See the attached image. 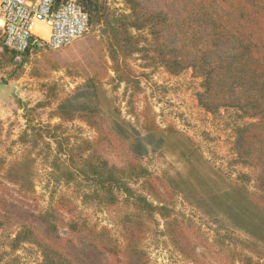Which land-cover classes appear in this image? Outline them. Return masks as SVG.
I'll return each instance as SVG.
<instances>
[{
    "label": "trees",
    "instance_id": "obj_1",
    "mask_svg": "<svg viewBox=\"0 0 264 264\" xmlns=\"http://www.w3.org/2000/svg\"><path fill=\"white\" fill-rule=\"evenodd\" d=\"M75 1L88 14L90 31L92 21L104 17L102 6L96 0ZM123 1L128 12H118L106 21L111 32L108 56L118 81L124 78L126 89L131 83L136 88L139 78L123 71L131 59L141 58L145 67H162L170 75L190 70L198 79V105L213 116L220 110L228 113L232 164L252 170L239 173L232 185L246 193L251 207L264 213V0ZM31 49L40 50L30 46L11 53L16 59ZM98 84L93 81L94 89ZM135 96L131 92L128 103ZM141 115L145 117V112ZM77 116L88 119L99 130L98 137L69 141L58 135L59 126H48L54 131L56 150L43 154L48 177L63 182L75 197L50 189L47 204L34 213L0 193V233L5 235L0 239V264H20L14 253L25 243L38 249L41 259L36 264H149L142 242L149 231L146 220H155L156 215L164 221L163 233L183 257L205 264L195 254L194 244L180 237L184 228L190 230V222L186 226L176 218L162 194L151 187L152 173L130 159L126 144L112 134L111 125L102 118L100 123L96 114ZM144 122L147 130L155 131L151 116ZM41 127L27 123L28 129L17 142L24 147L19 157L9 161L7 153H0V178L16 186L23 198L34 199L33 166L41 152L35 151L38 139L50 149V142L40 135ZM167 193L175 195L170 189ZM75 199L100 210L120 209L115 229L91 222ZM213 221L222 231L214 244L215 253L229 264L244 257V248L258 250L253 242L227 229L222 220ZM59 227L70 236H62ZM250 260L264 264V253Z\"/></svg>",
    "mask_w": 264,
    "mask_h": 264
},
{
    "label": "rangeland",
    "instance_id": "obj_2",
    "mask_svg": "<svg viewBox=\"0 0 264 264\" xmlns=\"http://www.w3.org/2000/svg\"><path fill=\"white\" fill-rule=\"evenodd\" d=\"M96 1L102 6L104 17L93 20L87 34L59 49H31L15 59L0 38V153H7L9 161L19 157L24 147L17 142L28 129V122L42 126L40 135L50 142V149L40 139L35 147L41 152L33 166L34 199L23 198L16 186L2 178L0 193L34 213L47 204L50 189L74 198L63 182L57 184L47 175L49 167L43 154L56 150L54 131L50 132L48 126H59L58 135L69 141L92 140L98 137L99 130L77 115L96 114L98 121L101 123L102 118L111 125L112 134L126 144L130 159L138 160L152 173L151 187L162 194L176 218L186 226L190 222V230L184 228V236L180 237L194 244L195 254L205 264H229L215 253L214 244L222 231L213 218L222 220L227 229L247 238L258 249H242L244 257L230 264H251L250 259L257 260L261 251L264 253V213L251 207L246 193L232 185L239 173L252 170L232 164L233 137L226 125L228 113L220 110L213 116L198 105V79L191 76L190 70L170 75L162 67H145L139 56L123 68L124 73L139 78L135 89L133 83L126 89V80L118 81L108 56L111 32L106 21L128 9L123 0ZM93 81L100 83L97 89ZM133 91L136 96L128 103ZM150 116L156 125L152 132L144 127ZM167 189L175 195L167 193ZM74 201L91 222L115 229L120 209L100 210L82 204L80 199ZM146 221L149 231L142 247L149 264H193L163 233L161 217L156 215L155 220ZM59 233L70 236L64 227H59ZM0 235V239L5 238L3 233ZM14 254L20 264H36L41 259L38 249L28 243Z\"/></svg>",
    "mask_w": 264,
    "mask_h": 264
},
{
    "label": "built area",
    "instance_id": "obj_3",
    "mask_svg": "<svg viewBox=\"0 0 264 264\" xmlns=\"http://www.w3.org/2000/svg\"><path fill=\"white\" fill-rule=\"evenodd\" d=\"M89 28L88 14L75 0H0V38L15 52L59 49Z\"/></svg>",
    "mask_w": 264,
    "mask_h": 264
}]
</instances>
